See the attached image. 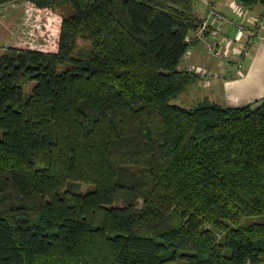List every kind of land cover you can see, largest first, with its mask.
I'll list each match as a JSON object with an SVG mask.
<instances>
[{"label":"trees","instance_id":"1","mask_svg":"<svg viewBox=\"0 0 264 264\" xmlns=\"http://www.w3.org/2000/svg\"><path fill=\"white\" fill-rule=\"evenodd\" d=\"M26 1L54 39L0 48V264H264V96L172 101L193 0Z\"/></svg>","mask_w":264,"mask_h":264},{"label":"crops","instance_id":"2","mask_svg":"<svg viewBox=\"0 0 264 264\" xmlns=\"http://www.w3.org/2000/svg\"><path fill=\"white\" fill-rule=\"evenodd\" d=\"M209 1L227 15L228 19L222 22L224 36L235 35V22L241 21L248 26H253L254 24L251 21L258 18L259 24L256 26L257 34L254 37V42L249 52L242 58L240 70L236 69V61L239 56L232 52L231 48L228 50V52L231 51L229 52L228 62L209 53L207 45L209 42L214 41L209 36L192 44L187 63L185 65L179 64V66L182 68H188L189 66L201 67L209 71L222 72V75L212 83L209 92L212 93V97L215 94H220L226 106L254 103L264 96V9L260 5L241 9L234 5L233 0ZM205 8L206 4L204 3L203 10L199 12L194 9V11L199 17H203ZM243 38L245 39V37ZM240 43V41H234L232 45L238 46Z\"/></svg>","mask_w":264,"mask_h":264},{"label":"rangeland","instance_id":"3","mask_svg":"<svg viewBox=\"0 0 264 264\" xmlns=\"http://www.w3.org/2000/svg\"><path fill=\"white\" fill-rule=\"evenodd\" d=\"M205 1L207 0H193L194 9L198 10L199 12L203 10ZM245 7L248 6L245 5ZM67 10L68 8L65 2H63L61 6L57 7V11L59 13H67ZM195 16L198 18L200 22V19L202 17H199L196 13ZM42 20H43L42 15L32 10L27 5L26 0H20V2L18 3H6L4 5H0L1 51L3 52V50L9 45H16L19 47H46V41H52L54 38L50 33H48V31H46L43 27H41ZM194 29H191L190 31ZM220 34L223 35V30ZM218 39H221V36H219ZM196 41H194L193 43H195ZM210 44L212 43L209 42L208 45ZM208 45H207V50H208ZM228 56L226 57V59H224L227 62H228ZM187 59L188 57L183 58L180 62V65H185L187 63L186 62ZM188 68L192 69L193 67L189 66ZM195 71L198 72L199 75L196 83L186 92L177 95L175 98H173L172 101L180 105L190 107L195 105L200 100H202L205 96H207L210 98V100L225 106V103L223 102L224 99L220 97V94H215L212 97L211 95L212 93L209 92L212 83L215 81L217 77L211 78L210 81L205 82L203 80L205 76L204 74H201L202 71L200 69H195ZM32 84L33 83L30 84L28 83L26 89H30L32 87ZM78 181H81L80 184L81 190H86L90 186V182L88 181H84V180H78ZM169 264H185V261L177 260L174 262H170Z\"/></svg>","mask_w":264,"mask_h":264},{"label":"built area","instance_id":"4","mask_svg":"<svg viewBox=\"0 0 264 264\" xmlns=\"http://www.w3.org/2000/svg\"><path fill=\"white\" fill-rule=\"evenodd\" d=\"M206 8L203 17L200 19L198 27L186 35V40L188 42H194L197 39L201 40L209 36L214 39L212 44L208 45V51L218 57L219 59H226L228 56L230 48L232 52L237 54L238 60L236 61V69L240 70L242 66V58L249 52L251 45L254 42V37L257 34V25L259 24V19L251 21L253 26H248L243 22H235L236 33L235 35H225L224 37L220 34L222 32V22L226 21L227 15L219 10L211 1H205ZM233 3L238 8H244L245 5L240 0H233ZM244 35V36H243ZM221 36V39L218 37ZM245 37V39L243 38ZM234 41H240L238 46H233ZM191 47L185 52L183 58H186L191 53ZM193 67V66H192ZM193 70L200 69L201 74H204V81L208 82L211 78H218L222 75L220 71L207 70L201 67H193Z\"/></svg>","mask_w":264,"mask_h":264}]
</instances>
